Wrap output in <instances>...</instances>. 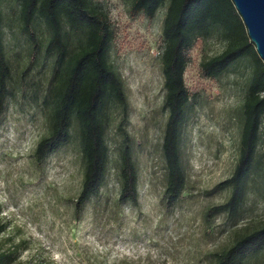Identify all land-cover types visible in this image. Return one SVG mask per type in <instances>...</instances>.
Instances as JSON below:
<instances>
[{
    "label": "rangeland",
    "instance_id": "374dc122",
    "mask_svg": "<svg viewBox=\"0 0 264 264\" xmlns=\"http://www.w3.org/2000/svg\"><path fill=\"white\" fill-rule=\"evenodd\" d=\"M95 1L114 28L110 59L128 99L138 204L118 202L115 124L108 130L106 184L77 214L74 204L83 175L77 134L35 162L33 151L47 123L32 99V84L45 88L52 57L28 66L29 44L16 21L17 8L12 12V0H3L13 95L0 113V254L8 255L0 264H215L216 254L264 224V115L258 165L242 208L234 216L222 212L205 218L230 193L217 184L231 175L237 161L242 104L253 65L244 58L216 79L201 76V61L226 46L220 30L192 51L185 72L191 100L181 145L187 186L175 207L166 210L161 142L167 113L160 60L165 7L153 18L130 17L129 0ZM246 264H264V250Z\"/></svg>",
    "mask_w": 264,
    "mask_h": 264
},
{
    "label": "trees",
    "instance_id": "16d2710c",
    "mask_svg": "<svg viewBox=\"0 0 264 264\" xmlns=\"http://www.w3.org/2000/svg\"><path fill=\"white\" fill-rule=\"evenodd\" d=\"M16 21L29 44L28 66L52 57L43 90L33 85L32 99L47 123V132L33 151L36 163L72 141L80 143L83 175L75 198V213L106 184L111 162L108 130L115 124L119 137L117 152L118 202L137 205L138 169L128 124V99L124 81L110 59L114 28L110 16L95 0H12ZM3 0H0V113L12 96V66L4 43ZM165 7L162 21L163 48L160 55L167 113L161 153L165 169L163 202L166 210L175 207L187 186L183 164V128L188 116L191 92L185 72L192 51L220 30L226 41L217 55L201 61L199 72L216 79L238 60L248 58L253 71L242 104L239 153L229 177L217 188L229 189L225 202L206 211L208 219L219 213L236 215L242 208L248 181L258 165L261 123L264 115V63L250 41L245 25L232 0H129L130 17L153 18ZM43 58V59H44ZM24 72L22 77L24 78ZM42 92V93H40ZM264 250V224L239 236L216 254L215 264H246ZM7 254H0V260Z\"/></svg>",
    "mask_w": 264,
    "mask_h": 264
},
{
    "label": "water",
    "instance_id": "95a60500",
    "mask_svg": "<svg viewBox=\"0 0 264 264\" xmlns=\"http://www.w3.org/2000/svg\"><path fill=\"white\" fill-rule=\"evenodd\" d=\"M250 41L264 63V0H232Z\"/></svg>",
    "mask_w": 264,
    "mask_h": 264
}]
</instances>
